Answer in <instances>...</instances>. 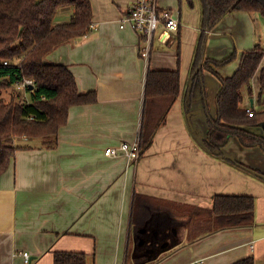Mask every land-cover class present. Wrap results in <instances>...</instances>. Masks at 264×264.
Segmentation results:
<instances>
[{
	"label": "crops",
	"instance_id": "crops-1",
	"mask_svg": "<svg viewBox=\"0 0 264 264\" xmlns=\"http://www.w3.org/2000/svg\"><path fill=\"white\" fill-rule=\"evenodd\" d=\"M89 1L90 33L60 45L44 61L67 66L78 91H94L97 102L69 109L53 149H45L38 140L17 141L25 148L16 151L12 165L0 177V264H54L56 252L84 253L87 264H231L248 256L254 257L255 264H264V181L222 159H233L264 174V153L231 138L222 148L221 158L217 157L200 146L189 127L187 87L200 28L199 7L189 10L178 0H156L158 12H171L180 27L178 32H168L159 24L149 57L144 58L141 38L129 24L120 27L135 0ZM71 14L69 8H60L54 24L68 22ZM252 18L234 12L209 32L207 58L219 61L234 51L237 54L218 69L220 77L232 76L240 55L260 42ZM177 68L179 95L142 157L132 163L123 156H106L109 147L139 140L148 69ZM257 78L258 74L252 80V97L244 89L245 108L258 105ZM204 82L214 118L219 80L205 72ZM190 105V125L194 127L193 121L204 115L203 104L197 98ZM216 195L254 197V224L219 230L189 242L187 221L180 218L183 224L170 229L172 238L166 243L153 246L151 237L145 238L148 244L136 252L131 223L135 196L180 209L208 210ZM139 221L136 213L134 228ZM24 252L29 255L28 263ZM137 257L143 261L137 263Z\"/></svg>",
	"mask_w": 264,
	"mask_h": 264
},
{
	"label": "trees",
	"instance_id": "trees-1",
	"mask_svg": "<svg viewBox=\"0 0 264 264\" xmlns=\"http://www.w3.org/2000/svg\"><path fill=\"white\" fill-rule=\"evenodd\" d=\"M178 1L180 6L185 3L191 9L194 7V0ZM199 3L200 28L189 71L186 111L191 113V102L200 98L208 131L196 137L197 132L190 125L191 131L205 151L220 158L222 148L231 138H237L243 147H258L264 153V134L249 130L264 123V108L256 110L242 105L244 89L249 97L253 96L252 80L256 74L258 106L262 104L264 47L259 42L253 49L244 51L240 55L238 69L227 78L220 77L218 69L235 60L236 51L219 61L205 56L207 36L225 16L244 12L264 17V0H199ZM65 7L72 11L69 21L54 24L56 12ZM91 26L89 0H0V92L15 90L26 79L32 82L23 90L26 99L21 100L16 96L18 100L11 97L6 102L0 98V177L12 165L16 151L25 148L17 143L19 138L38 140L45 149H53L58 143L59 129L67 123L69 109L97 102L94 91L85 94L78 91L75 78L67 66L44 61L60 45L88 35ZM174 38L179 57L177 33ZM205 72L213 74L220 84L214 118L205 96ZM178 95V68L174 71L148 69L139 134L140 157L151 145L156 130L165 122L167 112ZM222 159L241 170H253L264 175L233 159ZM136 213L141 221L134 228ZM180 218L187 221L184 222L189 242L223 229L250 227L255 219V198L248 195H216L212 208L205 210L191 206L180 209L171 203L152 202L135 196L131 223L136 252L140 253L148 244L145 238L151 237L153 246L166 243L172 238L170 229L183 224ZM146 223L145 232L142 233L141 229ZM87 259L84 253H54V264H87ZM142 261V257L136 258L137 263ZM231 264H255V260L253 256H248Z\"/></svg>",
	"mask_w": 264,
	"mask_h": 264
},
{
	"label": "built area",
	"instance_id": "built-area-1",
	"mask_svg": "<svg viewBox=\"0 0 264 264\" xmlns=\"http://www.w3.org/2000/svg\"><path fill=\"white\" fill-rule=\"evenodd\" d=\"M161 23L168 32H177L180 27V21L176 16L158 12L156 0H135L129 7L126 16L121 19L120 27L123 28L126 24L132 27L145 44L141 50L142 57L148 58L153 35ZM164 39L165 36H162L160 41L162 42ZM26 85H32L31 80H24L22 84L16 86V89L23 91ZM105 155L108 157L123 156L129 162L136 163L140 159L139 140L122 142L117 147H109L105 150ZM22 255L25 262L28 263V253L24 252ZM199 264L205 263L201 261Z\"/></svg>",
	"mask_w": 264,
	"mask_h": 264
},
{
	"label": "rangeland",
	"instance_id": "rangeland-1",
	"mask_svg": "<svg viewBox=\"0 0 264 264\" xmlns=\"http://www.w3.org/2000/svg\"><path fill=\"white\" fill-rule=\"evenodd\" d=\"M182 5H185L187 7V9H189V10H193L197 6L200 9L199 0H194V7L192 9L189 8L185 3H182ZM167 13L168 14H171V12H167ZM171 15H173V14H171ZM251 16L253 17L252 19H253V23H254L255 27L257 26V28H258V31L257 32L260 35V39L259 40H260L261 44H263L264 43V17H262L259 14H251ZM245 94H246V92H245V90H243V96H245ZM16 96L21 97L20 98L21 100H24V98L26 99V97L24 96V91L17 90L16 88H15V90H11L10 89V90H4V91L0 92V98L3 99V100H5L6 102H8L11 97H13L15 100H18L19 98H17ZM261 105L262 106H258L257 105L255 107V109L256 110H260L264 106V98L262 99V104ZM190 124H191V122H189V127L191 129ZM193 125H194V128H195L196 132H197V134H195L196 137L201 136L203 133L206 134V132L208 131V125H207V117H206V115H203L202 118L200 119V121L194 120L193 121ZM249 130L251 132H253V133H256V134L264 133V128L260 129L257 126L250 127Z\"/></svg>",
	"mask_w": 264,
	"mask_h": 264
},
{
	"label": "water",
	"instance_id": "water-1",
	"mask_svg": "<svg viewBox=\"0 0 264 264\" xmlns=\"http://www.w3.org/2000/svg\"><path fill=\"white\" fill-rule=\"evenodd\" d=\"M32 87L30 86V89H31ZM190 115L191 114H188L187 115V119H189V122H190ZM259 126H262L263 128H264V123L263 124H261V125H259ZM250 174H252V175H254L255 177H257V178H259V179H261V180H263L264 181V175H262V174H259V173H256L255 171H253V170H247Z\"/></svg>",
	"mask_w": 264,
	"mask_h": 264
}]
</instances>
